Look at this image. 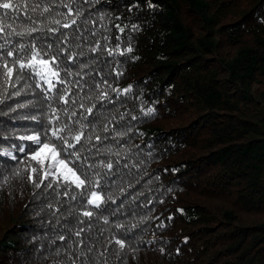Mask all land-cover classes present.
Returning <instances> with one entry per match:
<instances>
[{"label":"trees","instance_id":"1","mask_svg":"<svg viewBox=\"0 0 264 264\" xmlns=\"http://www.w3.org/2000/svg\"><path fill=\"white\" fill-rule=\"evenodd\" d=\"M82 10L90 31L79 48L69 47L90 59L91 46L118 45L101 59L122 73L113 72L112 87L131 89L104 112L110 128L125 126L118 143L105 144L119 151L108 158L126 163L128 175L109 193L118 215L96 222L103 231L95 233L97 248L116 236L128 245L124 264H264V0H92ZM8 12L17 31L33 26ZM52 18L64 20L53 13L39 17L40 26L56 27ZM38 82L4 85L0 78V264H71L68 245L79 251L76 237L58 239L66 234L64 198L27 181V164L36 165L19 150L32 143L22 137L49 119L56 125L49 105L65 108L55 93L45 100ZM68 108L79 111L78 104ZM101 123L97 132L108 135ZM116 250L109 248L108 264H121Z\"/></svg>","mask_w":264,"mask_h":264},{"label":"snow or ice","instance_id":"2","mask_svg":"<svg viewBox=\"0 0 264 264\" xmlns=\"http://www.w3.org/2000/svg\"><path fill=\"white\" fill-rule=\"evenodd\" d=\"M91 3L92 0H47L46 4L45 0H26L24 4H13L8 0L0 3V9L5 10L0 16V39L4 40L0 44V78L4 85H9L38 77L39 82L35 87L41 89L44 99L48 100L55 93L52 98L65 105L64 109L49 105L56 125L53 126L52 119H49L48 125L42 126L41 132L22 137L32 143L27 151L23 147L19 150L36 165L27 164V169H30L27 181L37 189H50L49 196L55 194L64 198L61 208H64L66 215L62 227L66 234H59L58 239L67 241L72 237L77 238L73 243L79 249L78 252L72 248V244L68 245L71 264H77V261L79 264H108L109 248L115 246H118L115 255L124 264L120 254L128 246L126 240L113 236L103 245V251H100L97 248L100 241L95 233L99 232L103 236V231L96 228L97 221L102 219L107 225L109 217L117 216L120 212V206L111 207L116 201L109 193L113 185H118L128 175L122 171V168L128 167L126 163L120 165L119 159L108 158L119 157V151L114 152L112 146L105 144V141L118 143L124 135L119 128L125 126L110 128L111 122L104 112L108 111L107 105H115L121 95L131 89L129 87L121 92L113 88L109 82L115 72L113 62L101 59L105 51L108 57H112L118 45L113 49L95 44L89 48L93 54L90 59L83 58L82 51L73 52L69 47L72 45L79 48L84 33L90 31L83 26L91 21L82 9L83 5ZM77 4L80 6L77 7ZM60 7L67 11H55ZM8 10L16 12L17 20H27L33 26L17 31L12 23H8ZM53 13L63 17V22L52 18L48 23L56 27L40 26L42 21L39 17L47 20ZM80 17L83 19L78 24L77 18ZM116 27L121 33L125 31L119 25ZM65 29L70 31H63ZM34 33L40 35L34 36ZM13 35H28L32 37V42L25 44L17 41L10 46L9 38ZM92 35L95 33L92 32ZM116 39L118 41L119 37ZM126 52L132 53L133 48L127 47ZM120 55L125 53L120 52ZM115 74L122 75L119 72ZM81 92L84 93L83 97L80 96ZM111 93H115V99ZM16 94L19 95V92ZM81 99L89 103H82ZM77 104L79 111L69 110V105ZM61 111L68 117L66 121L58 114ZM147 114H152V110L149 109ZM98 122H103L99 130L108 135L97 132ZM49 207L52 205L49 204ZM56 211H60V208ZM124 227L123 224H115L116 229Z\"/></svg>","mask_w":264,"mask_h":264},{"label":"rangeland","instance_id":"3","mask_svg":"<svg viewBox=\"0 0 264 264\" xmlns=\"http://www.w3.org/2000/svg\"><path fill=\"white\" fill-rule=\"evenodd\" d=\"M1 92L4 93V90L1 89L0 93H1ZM6 92H7V93H12V92L14 93V92H15V89H9V90H7ZM6 92H5V93H6ZM0 108H1V105H0ZM1 115H3V114H0V116H1Z\"/></svg>","mask_w":264,"mask_h":264}]
</instances>
